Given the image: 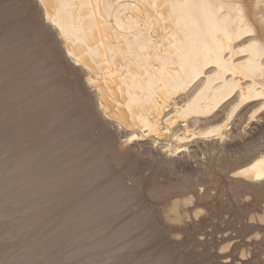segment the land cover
Segmentation results:
<instances>
[{
  "label": "bare ground",
  "instance_id": "bare-ground-1",
  "mask_svg": "<svg viewBox=\"0 0 264 264\" xmlns=\"http://www.w3.org/2000/svg\"><path fill=\"white\" fill-rule=\"evenodd\" d=\"M0 18L10 22L1 51L25 55L30 35L45 42L59 80L70 72L68 84L87 99L86 129L98 130L105 153L136 161L147 180H166L160 194L169 200L156 211L177 227L176 240L193 219L210 217L202 200L241 194L234 211L243 214L264 196V0H0ZM119 183L93 192L120 194ZM256 210L218 234L211 252L220 263L231 264L234 251L235 264L248 263L259 245L251 242L264 241V203ZM247 226L255 231L240 243L234 236Z\"/></svg>",
  "mask_w": 264,
  "mask_h": 264
},
{
  "label": "rangeland",
  "instance_id": "rangeland-1",
  "mask_svg": "<svg viewBox=\"0 0 264 264\" xmlns=\"http://www.w3.org/2000/svg\"><path fill=\"white\" fill-rule=\"evenodd\" d=\"M3 19L0 33L6 37L10 22ZM29 38L25 55L0 50V264H224L211 252L222 240L218 234L225 229L234 232L243 216L264 203V196L247 202L243 214L234 211L241 194L202 200L210 217L193 219L183 239L176 240L172 232L177 227L165 223L156 211L169 200L160 194L166 180H147L136 161L105 153L98 130L86 129L87 99L68 84L70 72H62L66 81L59 80L45 42ZM124 173L132 178L121 188ZM173 175L174 180L181 177ZM105 180L119 183L120 194L93 192L96 186L105 188ZM242 228V236H234L240 243L243 235L255 231ZM200 235L206 240L197 242ZM261 241L251 242L259 245L243 264H264ZM196 246L201 249L193 252ZM238 255L232 253L231 264L240 260Z\"/></svg>",
  "mask_w": 264,
  "mask_h": 264
}]
</instances>
